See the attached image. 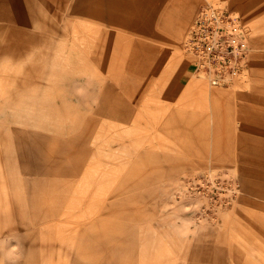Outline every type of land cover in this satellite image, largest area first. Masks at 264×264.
Returning a JSON list of instances; mask_svg holds the SVG:
<instances>
[{"label":"rangeland","instance_id":"obj_1","mask_svg":"<svg viewBox=\"0 0 264 264\" xmlns=\"http://www.w3.org/2000/svg\"><path fill=\"white\" fill-rule=\"evenodd\" d=\"M208 2L228 5L240 15L250 49L247 71L220 87L195 72L186 47L190 25ZM100 3L99 10H107L112 21L71 14V0H0V100L17 99L21 89L51 77L44 65L54 62L64 69L98 70L132 108L128 121L108 117L104 144H92L98 154L92 164L84 163L86 174L66 195L78 214L90 215L73 220L76 224L96 221L92 244L81 245L84 259L95 264H264V154L260 158L243 150L253 138L264 146V118H258L264 114V0ZM186 7L189 16L178 26ZM92 26L104 33L102 46L111 35V51L103 48L99 58L85 45L94 41ZM24 35L29 36L26 44L8 45L25 41ZM143 58L149 62L145 70ZM177 79L181 82L173 91ZM101 88L106 87L89 78L72 81L78 110L101 117L95 112ZM58 89L48 88L42 96L57 102L65 94ZM29 93L21 94L24 104L32 102ZM5 112L0 103V124L39 131L6 120ZM25 133L13 132L15 150L23 148ZM24 159L29 173L36 174L32 154ZM4 173L0 152V227L22 212L17 206L22 189L6 182ZM54 185L44 207L62 195L60 183ZM43 225L0 228V264H73L76 232ZM32 232L36 238L26 242Z\"/></svg>","mask_w":264,"mask_h":264},{"label":"bare ground","instance_id":"obj_2","mask_svg":"<svg viewBox=\"0 0 264 264\" xmlns=\"http://www.w3.org/2000/svg\"><path fill=\"white\" fill-rule=\"evenodd\" d=\"M99 1L105 2V0H71L73 4L71 7V14L89 19L91 18L93 20L100 19L103 22L112 21V18L107 16L109 15L106 12L107 10H99V7L102 5L101 3L98 4ZM189 13L190 11L187 7L182 9V12L179 14L180 21L178 22V26L185 21V19L189 16ZM113 18L115 19V17ZM77 27L83 28V25H77ZM87 33H89V31ZM91 33L94 36V41L93 43H89L86 40L85 45L87 47L86 49L89 48L90 50L95 51L94 57L99 58V52L103 48L111 51L110 48L112 43L109 40L111 35L108 38L109 41L107 40L105 45L102 46L101 43L102 39H104V33L96 30L93 26L91 28ZM23 39L25 41L16 43L11 42L8 43V45H16L17 47L21 43L26 44L29 40V36L24 35ZM92 40L93 39H91V41ZM59 44L63 45V43ZM81 57L82 56H79V58ZM58 66L61 67L60 65ZM58 66L54 62L45 63L44 67L51 71V77L46 74L47 76L44 81L39 82L35 86H28L21 89L24 91H21V93L19 91L17 99H14V96L13 98L9 96L8 98L2 99L5 102L0 100V103L4 106V110H6L4 113L6 120L21 125L34 126V128L39 129V131H28L25 133L24 129L14 128V130H11L10 127L0 124L1 164L6 172V174L4 173L5 180H7L6 182L9 180V183H11L14 188L22 189V192L18 190V202L16 200L17 206L22 210V212L17 210L19 215L16 217V220L9 221L0 228L2 231H16L20 229L32 228L35 224L40 223L44 224L43 227H61L63 230L68 232H76L78 243L75 244L71 250V257L74 260L73 264H95V262L91 260L84 259L86 258V254L84 253V249L81 245L82 243H86V245L92 244L89 235L95 228L96 221L88 220L86 222L76 224L73 220H85L90 215L78 214V209H76L77 207H74L72 201L67 202L66 195L67 192L72 189V186H75L74 188H76V180L78 177H84L86 174L87 169L82 168L84 163L87 165L92 164L94 156L98 154L100 149H93L92 144L95 143L99 146L104 144V126L106 125L108 117L124 121L130 120L132 117L128 103L126 104L124 102L122 97L114 90V86L107 81L106 77L99 74L98 70L91 68L85 69L77 65H73L74 67H68L66 69L63 67L59 68ZM113 72L116 73V71ZM111 77H114V73H111ZM79 78H89V80L96 82L98 86L101 85L102 87H106L104 89L101 88L99 91L101 101L103 103L100 102L95 110V112L99 114L101 113V117L97 115L89 116L87 111L80 110V108L78 110V105L74 103L76 98L73 96L70 86L72 81ZM48 88H54L55 90L63 88L65 90V94L61 95V97L57 96V102H54L53 99L51 100L48 97L44 98L45 96H42V92ZM28 89L30 93L27 96V99H30L32 102L24 104L21 98L23 97L22 95L24 92H29ZM41 89L43 90L41 91ZM16 92L17 91L15 90V93ZM21 100L22 102L20 103ZM12 131L16 136L24 133L26 134L25 138L20 137L24 143L22 144L23 148L15 150L13 147L15 136ZM24 139L26 143L24 142ZM247 141L249 142H246L247 145L245 143V148L243 149L244 152L252 155L256 154L261 158L264 154V146L262 144L263 141L254 138L253 140L249 139ZM15 144L17 146L19 145L18 143ZM27 153H31L33 156L32 162L37 168L36 174H31L32 172L29 173L30 171L26 169L25 164L28 163V161L25 160L24 157ZM256 162H258L257 159ZM23 172L26 173V175H23ZM58 183H60L62 188L61 197L57 199V201L55 200V204L44 207L43 205L46 202H42L47 198L49 191L55 186L54 184ZM57 217L61 219L59 220L60 223L58 222L59 224L53 220ZM64 217H70L72 218V221H62V218ZM2 227H4L5 230H3L4 228L2 229ZM35 238L36 234L32 232V234H28L25 241L30 243V240L33 241ZM107 238L111 239L110 234ZM48 240H46L45 244L46 249H48ZM61 242H63V240ZM59 246L62 248L60 244ZM134 253L135 248L132 247L129 255L133 256ZM129 263L130 261L125 264Z\"/></svg>","mask_w":264,"mask_h":264},{"label":"built area","instance_id":"obj_3","mask_svg":"<svg viewBox=\"0 0 264 264\" xmlns=\"http://www.w3.org/2000/svg\"><path fill=\"white\" fill-rule=\"evenodd\" d=\"M186 47L194 57L195 72L212 86L232 84L247 71L250 49L240 15L220 2L204 3L198 10Z\"/></svg>","mask_w":264,"mask_h":264},{"label":"crops","instance_id":"obj_4","mask_svg":"<svg viewBox=\"0 0 264 264\" xmlns=\"http://www.w3.org/2000/svg\"><path fill=\"white\" fill-rule=\"evenodd\" d=\"M228 6V5H227ZM229 7V6H228ZM232 9V8H231ZM233 10V9H232ZM192 24V23H191ZM191 26V25H190ZM188 36V35H187ZM191 55V54H190ZM193 57V56H192ZM194 58V57H193ZM147 60L145 59V58H143V60H142V66L140 67L142 70H145L146 68H147V66L149 65V64H147ZM149 63V62H148ZM186 66V65H185ZM136 69V68H135ZM181 82V80L180 79H177V80H175L174 81V83H173V88H172V90L174 91L177 87H178V85H179V83ZM263 102H264V100H263ZM129 107H130V113H131V117H132V115H133V113H132V108H131V106H130V104H129ZM264 118V114H263V116L262 115H260L258 118L259 119H261V118ZM264 121V120H263Z\"/></svg>","mask_w":264,"mask_h":264}]
</instances>
